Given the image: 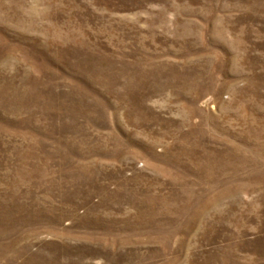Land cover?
<instances>
[{"label":"rangeland","instance_id":"obj_1","mask_svg":"<svg viewBox=\"0 0 264 264\" xmlns=\"http://www.w3.org/2000/svg\"><path fill=\"white\" fill-rule=\"evenodd\" d=\"M0 264H264V0H0Z\"/></svg>","mask_w":264,"mask_h":264}]
</instances>
